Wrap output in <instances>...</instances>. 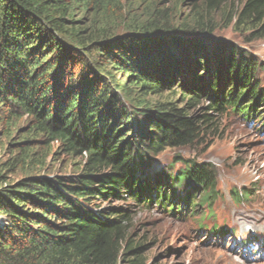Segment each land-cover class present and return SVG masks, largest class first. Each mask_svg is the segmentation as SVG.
<instances>
[{
  "label": "trees",
  "instance_id": "16d2710c",
  "mask_svg": "<svg viewBox=\"0 0 264 264\" xmlns=\"http://www.w3.org/2000/svg\"><path fill=\"white\" fill-rule=\"evenodd\" d=\"M142 1L0 0V103L38 138L21 142L3 170L42 165L40 144L82 168L8 183L0 171V264H158L146 236L130 230L132 207L192 217L217 197V174L184 159L174 172L150 169L152 158L220 137L222 111L262 127L257 61L207 35L223 23L245 42L264 40V0H174L189 6L182 22L170 0ZM77 9L92 10L88 25ZM110 199L122 204L100 208Z\"/></svg>",
  "mask_w": 264,
  "mask_h": 264
},
{
  "label": "rangeland",
  "instance_id": "374dc122",
  "mask_svg": "<svg viewBox=\"0 0 264 264\" xmlns=\"http://www.w3.org/2000/svg\"><path fill=\"white\" fill-rule=\"evenodd\" d=\"M146 1H142L141 6L147 4ZM169 2L173 20L186 21L189 6L175 4L174 0ZM76 12L78 18L81 17L87 25L94 17L91 9H77ZM219 26L222 28H218L217 34L207 35V39L233 44L237 49L247 52L249 57H254L258 63L254 76L264 87V40L245 42L243 38L247 33L234 31L231 24L224 26L221 23ZM107 66L116 80L120 81V85H127L123 71H118L112 64ZM158 97L151 95L149 99L153 102ZM7 107L8 104L0 103V171L5 182L27 176H77L82 172L79 158L71 160L57 151L55 144L48 147L46 144L34 145L35 156H38V151L47 155L42 165H35L25 159L26 167L18 163L3 170L17 155V148L23 147L21 142L38 139L27 132V118H11ZM220 113V137L209 138L201 145L176 149L167 147L152 158V167L168 169L172 166L173 172L182 165L181 159L194 160L196 163L211 162L217 173V197L211 202L212 215H208L207 205H204L199 208L200 216L198 213L186 219L161 212L159 208L134 205L131 209L130 230L134 237L144 234L149 240L146 252L149 260L154 257L158 264H264V248L260 250V246L253 243L252 248L246 250L238 245L242 238L257 236L264 240V127H257L258 121L255 124L248 122L238 114ZM232 190L239 193L244 191L246 197L242 195L240 201H237ZM109 204L121 205L122 201L110 199L101 202L100 208ZM4 222L5 216L0 215V224ZM214 225L222 227L221 232L224 230L225 235L217 230L210 233Z\"/></svg>",
  "mask_w": 264,
  "mask_h": 264
},
{
  "label": "bare ground",
  "instance_id": "6f19581e",
  "mask_svg": "<svg viewBox=\"0 0 264 264\" xmlns=\"http://www.w3.org/2000/svg\"><path fill=\"white\" fill-rule=\"evenodd\" d=\"M234 101V100H233ZM233 122V121H232ZM195 163V162H194ZM240 222V221H239Z\"/></svg>",
  "mask_w": 264,
  "mask_h": 264
}]
</instances>
